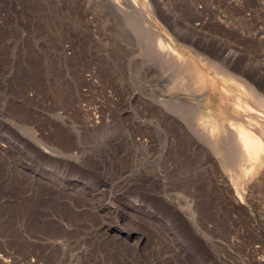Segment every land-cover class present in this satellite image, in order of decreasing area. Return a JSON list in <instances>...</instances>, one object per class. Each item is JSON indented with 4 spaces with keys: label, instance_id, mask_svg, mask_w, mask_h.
<instances>
[{
    "label": "rangeland",
    "instance_id": "rangeland-1",
    "mask_svg": "<svg viewBox=\"0 0 264 264\" xmlns=\"http://www.w3.org/2000/svg\"><path fill=\"white\" fill-rule=\"evenodd\" d=\"M120 5L0 0V264H264V157L187 124L199 56L264 93V0Z\"/></svg>",
    "mask_w": 264,
    "mask_h": 264
},
{
    "label": "bare ground",
    "instance_id": "bare-ground-1",
    "mask_svg": "<svg viewBox=\"0 0 264 264\" xmlns=\"http://www.w3.org/2000/svg\"><path fill=\"white\" fill-rule=\"evenodd\" d=\"M107 1L118 7L122 0ZM128 1L131 4L138 2V0ZM151 7V10L141 7L139 13L146 15V18H150L155 13L153 5H151ZM177 28L179 29V27ZM164 37V43L172 44L171 48L174 60L177 62L183 59V61L187 62L182 73H186L188 70L192 72L194 70L193 68L190 69L192 64L189 63V60L185 59L186 56L184 57L182 54H178L175 41L172 40L173 37H169L166 33ZM199 58L203 63L205 71L196 68V74L200 75L195 78V75L192 74L195 79H192L191 82H193L194 85L197 79L198 84L197 89H194L192 94L205 100L208 103V107L216 111L219 116L220 114L222 116H220L219 119L218 116L214 114L211 116H209L211 113L209 115L207 114L205 116L211 117V123L207 125L200 123L198 126L197 123H193V127L190 120H187L188 118L186 117L187 124L190 129H194L196 125L197 128L195 132L200 134L198 135L199 137L202 136L204 139H208V143L213 149H219L221 151L222 144H226L227 140L231 141L232 145H234V149L232 147V154L237 158L238 167L244 166L250 171L253 167L260 165L262 157H264V93L260 92L257 87L247 80L232 73L231 70H229L231 67L228 64L227 56H218L215 59L209 56H199ZM190 74L191 73L188 75ZM204 105L206 106V103H204ZM202 120L205 121L204 117ZM200 122H202L201 119Z\"/></svg>",
    "mask_w": 264,
    "mask_h": 264
}]
</instances>
